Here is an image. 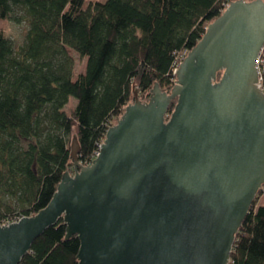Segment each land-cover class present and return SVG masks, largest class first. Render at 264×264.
<instances>
[{"label": "water", "instance_id": "water-1", "mask_svg": "<svg viewBox=\"0 0 264 264\" xmlns=\"http://www.w3.org/2000/svg\"><path fill=\"white\" fill-rule=\"evenodd\" d=\"M263 45L264 0L231 2L179 64L170 93L154 83L141 101L133 85L91 165L79 163L72 137V173L48 205L0 225V264H19L60 220L64 240H79L77 264H229L264 185Z\"/></svg>", "mask_w": 264, "mask_h": 264}, {"label": "trees", "instance_id": "trees-1", "mask_svg": "<svg viewBox=\"0 0 264 264\" xmlns=\"http://www.w3.org/2000/svg\"><path fill=\"white\" fill-rule=\"evenodd\" d=\"M233 1L0 0V20L27 24L19 50L0 29V225L48 205L62 174L72 173L74 129L84 165L133 102V85L141 101L154 83L170 93L178 61ZM71 52L86 61L76 78ZM263 190L235 236L229 264H264V205L257 204ZM64 238L60 220L19 264H77L79 240Z\"/></svg>", "mask_w": 264, "mask_h": 264}, {"label": "rangeland", "instance_id": "rangeland-1", "mask_svg": "<svg viewBox=\"0 0 264 264\" xmlns=\"http://www.w3.org/2000/svg\"><path fill=\"white\" fill-rule=\"evenodd\" d=\"M94 1L104 2L106 0H85V4L87 5L89 2H94ZM0 29L2 30V32L7 38L11 39L15 50H19V48L23 45L24 40H25V35L27 32V24L25 22H22L21 24H14L13 22H10L7 20H0ZM71 56L75 63L74 78H76L79 74L84 73L86 61L85 59L81 58L75 52H71ZM74 103H75V100L73 98H70V104L65 108V111L67 113H69L70 110L74 107ZM74 135H76L75 129L71 135V139ZM257 204L263 205L264 200L262 201L258 200Z\"/></svg>", "mask_w": 264, "mask_h": 264}, {"label": "built area", "instance_id": "built-area-1", "mask_svg": "<svg viewBox=\"0 0 264 264\" xmlns=\"http://www.w3.org/2000/svg\"><path fill=\"white\" fill-rule=\"evenodd\" d=\"M187 54L183 55L181 57V59L178 61V63L176 64V67L174 68V74L179 66V64L182 62V60L186 57ZM256 69H257V72H258V82H257V87L262 91V93H264V45L262 47V49L260 50L258 56H257V59H256ZM101 145V144H100ZM100 145L98 146V150L95 152L94 156H93V159L92 161L96 158V156L98 155V152H99V148H100ZM91 162L87 163V164H84L83 166H89L91 165ZM18 220L20 219H17V220H14V221H10V222H7L3 225H9L11 223H14V222H17Z\"/></svg>", "mask_w": 264, "mask_h": 264}, {"label": "crops", "instance_id": "crops-1", "mask_svg": "<svg viewBox=\"0 0 264 264\" xmlns=\"http://www.w3.org/2000/svg\"><path fill=\"white\" fill-rule=\"evenodd\" d=\"M262 200H264V192L260 195V197H259V201H262ZM264 205V204H263Z\"/></svg>", "mask_w": 264, "mask_h": 264}]
</instances>
